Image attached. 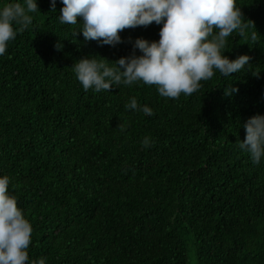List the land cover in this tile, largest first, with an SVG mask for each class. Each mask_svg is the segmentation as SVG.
<instances>
[{"label":"trees","instance_id":"trees-1","mask_svg":"<svg viewBox=\"0 0 264 264\" xmlns=\"http://www.w3.org/2000/svg\"><path fill=\"white\" fill-rule=\"evenodd\" d=\"M36 3L0 55V177L32 225L29 264H264V158L253 163L236 143L264 115V0H236L255 27L247 39L234 32L223 53L250 63L177 100L142 82L85 92L72 70L84 57L129 56L162 25L100 45L73 36L82 21L60 23L61 0L55 11ZM133 97L153 115L126 109Z\"/></svg>","mask_w":264,"mask_h":264},{"label":"clouds","instance_id":"clouds-1","mask_svg":"<svg viewBox=\"0 0 264 264\" xmlns=\"http://www.w3.org/2000/svg\"><path fill=\"white\" fill-rule=\"evenodd\" d=\"M55 11L56 0H50ZM61 24L76 25L82 21L85 41L115 47L123 43L120 33L126 29L162 25L158 41L137 38L132 54L111 63L107 59L84 57L72 70L85 92L111 91L113 85L131 86L142 82L155 86L161 97L177 100L183 94L191 96L201 87V81L211 79L216 72L227 77L250 63L251 57L240 55L232 60L223 53L227 38L234 32L247 39L246 29L255 27L245 20L236 0H61ZM38 11L36 0L6 3L0 8V55L6 52L9 41L16 38L32 23L30 13ZM14 25L18 26L14 28ZM251 39L256 40L255 32ZM131 42V38H129ZM60 50L62 45H55ZM140 55H136V50ZM258 75V73H253ZM238 89L228 87L230 95ZM126 109L153 115L147 105L140 107L135 97ZM120 131L124 124H118ZM246 136L236 141L240 150L250 154L255 164L264 158V115H254L243 125ZM142 145L150 147L145 137ZM10 178L0 177V264H29L32 225L18 207L17 198L9 193ZM13 188L17 187L12 185ZM32 264H45L43 258Z\"/></svg>","mask_w":264,"mask_h":264}]
</instances>
